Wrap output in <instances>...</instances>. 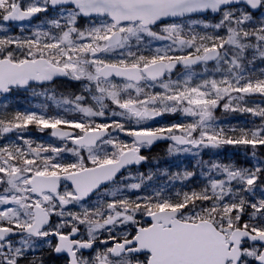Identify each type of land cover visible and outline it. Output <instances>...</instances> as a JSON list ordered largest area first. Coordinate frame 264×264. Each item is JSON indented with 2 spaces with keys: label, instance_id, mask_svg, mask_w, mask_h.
I'll use <instances>...</instances> for the list:
<instances>
[{
  "label": "snow or ice",
  "instance_id": "1",
  "mask_svg": "<svg viewBox=\"0 0 264 264\" xmlns=\"http://www.w3.org/2000/svg\"><path fill=\"white\" fill-rule=\"evenodd\" d=\"M61 77L79 90L44 87ZM17 89L46 102L14 108ZM165 140L195 166L139 171ZM226 146L249 165L203 159ZM158 174L202 183L151 188ZM45 247L64 264H264V0H0V264H45Z\"/></svg>",
  "mask_w": 264,
  "mask_h": 264
},
{
  "label": "rangeland",
  "instance_id": "2",
  "mask_svg": "<svg viewBox=\"0 0 264 264\" xmlns=\"http://www.w3.org/2000/svg\"><path fill=\"white\" fill-rule=\"evenodd\" d=\"M51 15V13H50ZM27 27L25 28V31H24V34L27 35L29 34V31L30 30H35V25L33 24V22H28L26 23ZM12 31L17 33V34H20L19 33V29L13 25V28H12ZM182 71V69L179 68V70H177V72H180ZM176 78V75L174 74L173 75V79ZM55 86H48V85H45L44 87H55V88H62L64 90V92H76L79 90V83L75 82V81H71V80H68V79H60L58 80L57 82H55ZM33 89H35L36 92H40L41 91V88L38 86V85H33ZM157 91H159V89L157 88L156 89ZM20 94H27V95H34L33 94V90L32 89H29V90H24V89H17L14 91L13 94L9 95L8 96V100L9 102L11 103V105L14 107V108H19L21 110H24V109H35V106H30V107H23L21 105H19L18 103V96ZM43 97V96H42ZM55 110V106L54 108L52 109V111ZM216 115L218 117H220L222 119V121H224L225 123H228V124H249L252 122V117L251 116H241L239 114H232L231 116H223L221 111L218 109L217 112H216ZM182 118L180 116L179 113L177 114H174V115H166L164 116L162 119L154 122V126L156 124H160V123H164V124H167V123H171V122H177V121H180ZM258 123V121H257ZM32 137L38 141H42L44 143H52L54 141H52L50 138H49V135L47 132L45 133H40V132H37L35 129L32 130V133H31ZM169 147V144L168 145H165V146H161V147H158L156 150H163V151H167ZM224 150V149H221V151ZM228 158V159H232V155H229V154H226V155H223V157ZM66 159L68 160H71L73 159V157L71 156H67ZM232 162H239V161H234L232 160ZM249 165V160H243V162L240 163V166H248ZM184 168H189V165H184L182 167V170ZM145 169H150L151 170V164L150 163H147L146 166L144 167H139V171L141 172H144ZM133 171V174H135L136 172V169L135 170H132ZM181 188H184L185 190H187V188H189L185 183L181 182V181H177L175 184H174V188L173 190H180ZM138 219L142 221H144V218L142 217H138ZM43 256H44V259H45V264H64V259H58V260H55L54 258H52L51 256V253H50V249H48L47 247H45L43 249Z\"/></svg>",
  "mask_w": 264,
  "mask_h": 264
},
{
  "label": "trees",
  "instance_id": "3",
  "mask_svg": "<svg viewBox=\"0 0 264 264\" xmlns=\"http://www.w3.org/2000/svg\"><path fill=\"white\" fill-rule=\"evenodd\" d=\"M63 92V90H61ZM224 150H206L202 156L203 159L209 160V159H217V160H222V161H230L235 159V161L240 165L243 160L248 161V155L246 154V150L243 148H237L233 146H226L223 148ZM233 155V158L230 160L228 158L223 157V155ZM150 160L149 163L152 166L151 171H160L162 172L163 170L167 169L169 173L179 171L182 169V166L184 164L189 165L191 168L195 166L196 163V157L190 154H178V155H169L167 151H162L158 154L150 155ZM153 161H158V163H154ZM190 168V169H191ZM144 172H148L147 170H144ZM177 181H170L168 176H165L163 174H158L157 176L154 177L153 181L151 182L150 187L151 188H157V187H164L168 191H171L174 188V184ZM185 183L188 187H196L200 183H202V177L198 176L195 180L192 182H183ZM53 254V252H52ZM55 260H58L59 258L57 256H52Z\"/></svg>",
  "mask_w": 264,
  "mask_h": 264
},
{
  "label": "flooded vegetation",
  "instance_id": "4",
  "mask_svg": "<svg viewBox=\"0 0 264 264\" xmlns=\"http://www.w3.org/2000/svg\"><path fill=\"white\" fill-rule=\"evenodd\" d=\"M149 222H150V221H147V220L145 219V220L142 221L141 223L146 225V224L149 223Z\"/></svg>",
  "mask_w": 264,
  "mask_h": 264
},
{
  "label": "water",
  "instance_id": "5",
  "mask_svg": "<svg viewBox=\"0 0 264 264\" xmlns=\"http://www.w3.org/2000/svg\"><path fill=\"white\" fill-rule=\"evenodd\" d=\"M165 141H166V140H165ZM165 141H159V142H156L155 144L162 143V142H165ZM166 142H168V141H166ZM155 144H154V145H155ZM152 146H153V145H152ZM152 146H151V147H152ZM148 219H149V218H148Z\"/></svg>",
  "mask_w": 264,
  "mask_h": 264
}]
</instances>
